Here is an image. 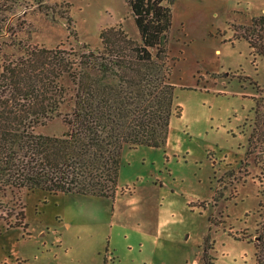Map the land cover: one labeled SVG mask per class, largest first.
Masks as SVG:
<instances>
[{
  "label": "rangeland",
  "instance_id": "1",
  "mask_svg": "<svg viewBox=\"0 0 264 264\" xmlns=\"http://www.w3.org/2000/svg\"><path fill=\"white\" fill-rule=\"evenodd\" d=\"M254 18L264 22V0H175L170 84L181 116L166 143L122 147L112 199L8 193L5 210L24 207L26 227L0 221V264H256L264 56L234 29ZM0 19V65L27 45L100 51V32L118 26L140 43L125 0H0ZM65 131L56 118L35 129ZM249 137L261 162L246 154Z\"/></svg>",
  "mask_w": 264,
  "mask_h": 264
},
{
  "label": "trees",
  "instance_id": "2",
  "mask_svg": "<svg viewBox=\"0 0 264 264\" xmlns=\"http://www.w3.org/2000/svg\"><path fill=\"white\" fill-rule=\"evenodd\" d=\"M174 2L125 0L139 44L132 43L118 26L100 32V51L83 47L85 51L78 53L27 45L21 56L3 60L0 221L6 229L26 227L24 207L16 214L5 210L8 193L39 190L49 195L112 199L120 192L122 147L157 148L166 143L171 118L181 116L170 84L178 61L169 56ZM234 29L254 52L264 56L261 18ZM55 118L66 127L60 138L35 133L37 126ZM251 143L249 137L247 156L254 155V162H261ZM260 176L258 222L252 241L256 264H264V167Z\"/></svg>",
  "mask_w": 264,
  "mask_h": 264
}]
</instances>
